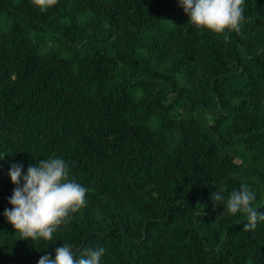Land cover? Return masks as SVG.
I'll return each mask as SVG.
<instances>
[{"label": "trees", "instance_id": "obj_1", "mask_svg": "<svg viewBox=\"0 0 264 264\" xmlns=\"http://www.w3.org/2000/svg\"><path fill=\"white\" fill-rule=\"evenodd\" d=\"M243 7L225 38L178 0H0V264L63 242L101 264H264V222L211 199L246 183L264 208V0ZM55 155L86 204L21 238L10 164Z\"/></svg>", "mask_w": 264, "mask_h": 264}, {"label": "clouds", "instance_id": "obj_2", "mask_svg": "<svg viewBox=\"0 0 264 264\" xmlns=\"http://www.w3.org/2000/svg\"><path fill=\"white\" fill-rule=\"evenodd\" d=\"M54 0H36L46 7ZM245 0H178L191 23L204 26L228 38L231 31L241 32ZM4 152L0 153V159ZM68 162L59 155L41 158L30 163L26 171L21 162H11L8 175L15 187L7 197L12 207H5L3 215L9 220L21 238L36 241L51 240L57 227L65 223L70 214L86 204L85 185L70 178ZM211 199L224 206L230 213L238 210L246 213L244 229H255L264 222V208L253 207L257 192L246 183L234 188L225 197L223 189L212 194ZM105 252L103 246H87L77 251L69 242L55 249V256L45 252L37 264H101Z\"/></svg>", "mask_w": 264, "mask_h": 264}]
</instances>
